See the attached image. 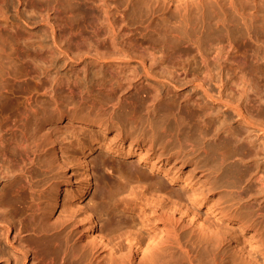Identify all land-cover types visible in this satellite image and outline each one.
I'll use <instances>...</instances> for the list:
<instances>
[{
	"label": "bare ground",
	"instance_id": "obj_1",
	"mask_svg": "<svg viewBox=\"0 0 264 264\" xmlns=\"http://www.w3.org/2000/svg\"><path fill=\"white\" fill-rule=\"evenodd\" d=\"M5 1L8 6L4 5ZM29 1L30 3L38 1L36 3L42 2L44 4V8L41 10L35 9L36 6L32 7L34 5L32 3L30 10V6L27 4L28 11L38 10L36 14L31 12L32 15H36L35 17H32L31 13L30 16L27 13L24 14L27 10L21 4L24 2L26 4L25 0H15L16 5L14 0H0V32H4L2 33L4 45L9 44L13 47L14 40L17 39L16 41H18L23 37V39H27V42L30 40L31 44H34L36 50L34 48L33 50L48 54L49 59L47 61H52L54 54V57L56 54L58 56L64 54L70 58L76 57L77 54L80 56L81 53L89 54L93 56V59H101L109 64L108 69H106L108 70L107 77L105 76L107 80L105 83H103L104 79L101 82L103 86L107 84L105 86L110 85L109 87L112 89V85L115 83V87L121 90L122 80L128 83L127 86L125 85L128 87L131 85L130 81L134 80V77H138L136 79H141L138 82L140 81L147 86V89L144 87L147 92L146 95L151 94L152 98L159 100L160 97L163 99L164 95L171 94L172 98L168 101L174 102L173 99L177 97L178 102L176 100L174 104L178 109L186 107L195 111L197 119L194 118L205 127H211V131L208 128L210 141L215 142L219 139L218 132L224 131L225 135L223 134L224 136L219 139L220 143L230 144L235 149H241L244 146L249 147L253 150L251 152L256 155V158L257 152L264 150V140H261L262 142L259 144L255 142L256 145L251 140L254 138L255 141V138L259 137L255 136L251 140L249 139V134L252 133L250 126L257 127L263 133L260 134L264 138V116L262 114L264 112V93L262 94L264 83L259 80L257 74L253 76L254 78H248L247 75L246 77L243 74L242 64H245L246 61L241 58L242 56H239L240 54L237 55L233 42V35L238 34L240 40L248 38L247 40L251 41L255 52L263 48L264 33L261 30H263L264 21L259 22L261 17H259V9L264 5V0H259L261 2L258 0ZM29 1L27 0V2ZM19 4L24 9V13L21 11L23 9H19ZM9 5L12 6L10 10ZM6 7H8V11L13 10V12L8 14ZM229 12L237 14V24H235L236 22L233 23L236 27L231 24L233 21L230 22V25L234 26L235 29L229 28L230 25L225 26L227 23L220 24V27V21H218L219 23L212 24L215 25L214 29L211 26L212 31L210 30V33L212 35L207 31L209 29L205 27L207 24L204 26V29H207V36L204 37L206 43L200 34L192 39V48L196 50L200 59L198 62L201 66L198 69L189 70L188 62V65L185 62L188 69L182 65L183 62L181 65H179V61L176 63L175 59V63L173 62L171 55L174 54L170 55L169 53L177 46L179 47L182 41L177 35L168 34L167 24H160V21L176 16L178 23L189 26L190 23L194 25L200 20L203 23L204 19L206 21V17L213 20V18L217 19L222 16L223 19L221 20H225ZM20 21L23 23L22 25L29 26L38 23L37 25L40 26V30L37 31L38 36L31 40L30 37H33V33L25 31L24 27H21ZM9 35L16 38L12 39L14 43L9 41ZM1 40L3 39L1 38ZM26 41H24L25 45ZM144 42L147 46H144ZM25 45H21V47ZM28 45L25 46L27 51L32 52L28 50ZM204 45L206 48L208 47V50H211L210 53L209 51L208 53L204 52L202 49ZM37 56L41 60L44 59L39 54ZM174 56L177 57V55ZM65 57L61 58L65 59ZM131 61H135L133 62L135 64L137 62L136 65L138 66L131 68ZM115 62L121 63L120 65L123 64V67ZM228 62L231 65H228ZM193 63L195 62L191 64ZM232 63H235V66ZM49 65L47 64V66ZM195 66L198 67L196 63ZM124 67L126 68L124 69ZM232 67H234L235 72L232 71ZM138 68L140 72L137 71ZM42 70L45 71V68ZM40 74L43 75L42 72ZM45 76L47 75L45 74ZM89 77H94V75L91 76L90 73ZM148 78L149 81L146 80ZM80 80L82 81V79ZM99 80L101 81V79ZM51 81L53 82V79ZM56 81H54L53 87L47 85L45 88L43 86L46 90V92L44 91L46 93L44 99L19 96L20 94H15L16 91H13V101H15L14 104L16 103L15 106L13 104L14 113H11L10 116L4 114V122L2 123L4 126L1 125L0 127V262L4 261V264H183L182 262L186 261L188 264H264V201H259V199L257 201L254 198L255 200H247V202L241 203L240 201L243 199L241 194L244 193V190L229 188V190L224 191L215 204H205L209 200L208 194L213 191L215 185L217 187L219 182L222 184L225 181L226 177H223L227 174H223L238 164L239 167H237L240 169V163L245 161L244 156L238 154L237 162L232 160L226 162L227 156L228 159L233 158L232 155V157L228 155L230 150L226 152L228 150L226 148L229 146H225L223 150L217 148L221 152L219 151V156L216 154L218 156L214 159L216 164H213V159L212 164L208 163L210 160L206 161L207 163H202L201 160L194 161L195 163L191 164L192 167L187 170L188 174L180 179L181 176L177 172L185 166L183 157H187V155L181 157L172 152L160 151L156 152V157H154L151 155L154 152L153 144L139 141L136 138H131L123 143L121 132L116 130L107 140V148L123 157L134 158L136 163L145 165L149 171L160 173L168 180L169 185L164 184L160 178L151 180L147 176L145 178L133 177L126 183L118 185L114 191V194H117L115 196L118 197L114 201L115 205L126 210L136 208L138 221L131 222L133 228L129 234L125 236L122 232L125 236L122 239L125 242L119 239L122 234L117 228V224L104 227V223H100L99 216L94 211L93 207L95 206H83L92 186L90 163L85 156H82L84 155L81 148L83 143L79 146L77 145L78 142L75 143L77 149L71 148L70 151L67 146H64L65 143L62 145L58 141L57 135L54 136L51 133L52 130L47 127L48 125L45 127L48 119H52L54 112L52 111L50 117L48 113L50 108L47 105H51V102H55L56 99L58 101V97H55V90L59 88L56 86L57 83L55 85ZM71 81L69 82L70 85L73 82ZM75 82L76 80H74V84ZM78 84V88H81L82 84L77 83L76 85ZM133 84L135 85V83ZM54 86L57 87L55 90ZM98 86L100 88L101 85ZM125 86L123 84L122 87L125 88ZM188 86L191 87L186 88L189 92L185 90V87ZM114 88L113 91L116 90ZM96 89L92 91L96 92ZM76 90L78 91V89ZM108 90L110 91V88ZM83 91L85 92V90ZM92 91L90 92L92 93ZM6 93H4V98L0 99V104L6 102ZM89 96H93V94ZM84 97L86 96L84 95ZM97 98L100 99L99 96ZM117 98L116 96L115 99ZM178 98L186 104L182 102L184 106L181 105ZM3 99L4 101H2ZM149 100L151 104L153 100ZM114 101H116L114 104L118 102L117 100ZM169 103L168 105H170ZM98 105L101 107L100 104ZM54 106L57 108V105ZM71 108L73 109V107ZM56 113L59 118L61 113ZM176 115H172V117ZM181 119L179 118L180 123L185 120V118ZM231 120L234 122V126H232ZM85 124H89V122ZM186 125L185 127L188 126ZM96 126L101 133L108 131L105 124L102 126L97 122ZM204 126L201 127L204 129ZM196 127L199 126L196 124ZM201 127L199 130L196 129L199 136L206 133H202ZM259 141L257 139V142ZM75 144L69 147H73ZM204 144L206 145V142ZM205 145L202 147H206ZM217 146L221 145L218 143ZM196 147L191 148L190 146L191 149ZM202 147L200 146V148ZM198 148L199 146L196 150ZM209 148L211 149V147ZM213 151L215 152V150ZM74 154L75 157H73ZM77 154L82 155L78 156ZM201 155L203 154L201 153ZM72 157L76 163L75 172L70 168L73 164ZM260 162L256 163L257 169L254 167L256 171L254 170L255 172L253 171L254 173L249 175L247 180L251 183L257 182L258 184L255 183L258 185L257 189L261 187L264 189V174L261 173V170L264 169V163L262 165ZM167 163L171 164L165 167L164 165ZM175 163L178 165L172 171L170 167L174 166ZM260 166L263 169L260 170ZM240 172L239 174H241ZM59 173L63 174V178L56 179L55 175ZM237 175L233 181H230V175L229 179L227 176L228 181L224 185L228 187H233L234 184L238 185ZM240 176L239 178H242ZM193 179L197 188L192 189L190 194L170 186L174 182H178L180 187L188 186ZM260 185L261 187H259ZM248 196L250 197V194ZM263 196L264 194L260 199L264 198ZM101 202H103L102 199ZM225 202L228 203L224 204ZM201 205H206V215H213L215 221L209 220L205 214L200 212L198 208ZM243 210L244 213H242ZM53 211L57 212V216L52 219ZM222 220L225 222V226L218 223ZM116 222L118 223V220ZM154 222L159 224L158 228L154 227ZM143 227H147L151 231L147 236L143 232ZM185 228H187V233L183 231Z\"/></svg>",
	"mask_w": 264,
	"mask_h": 264
},
{
	"label": "rangeland",
	"instance_id": "obj_2",
	"mask_svg": "<svg viewBox=\"0 0 264 264\" xmlns=\"http://www.w3.org/2000/svg\"><path fill=\"white\" fill-rule=\"evenodd\" d=\"M25 1H26V4L24 2L25 5L24 4H21V5H23V7H26V9H25V10H27L26 12L24 11V9L22 7H20V4L18 5V7H20L19 8L20 10L23 9L21 11L23 13L25 12L24 13L25 15L27 13V15L30 16L31 12L36 14L38 12V10H41L42 8H44V4L42 2H40V4L36 3L38 1H35L34 3L31 2L32 4H34V5H32L29 0H28L29 2H27V0H25ZM259 2H261V1H259ZM14 3H15V0H14ZM27 4L30 6L29 7L30 10H31V5H32V7L36 6L34 8L38 9V10L37 11L34 10L36 12H34L33 10L31 12H30V10L28 11L29 8H28ZM4 5L8 6L6 1H5ZM15 5H16V3H15ZM15 5H13V6L15 7ZM41 6H43V7H41ZM10 7H12V6L9 5V10L11 9ZM7 8L8 7H6V9ZM11 11L13 12V10H11ZM11 11H8V9H7L8 14H11L12 13ZM259 12H260L259 17L261 16L259 22L261 23V21H264V5L259 9ZM32 13H31V16L35 17L36 15H32ZM214 19L215 18H213V20ZM221 19H223L222 16H221V18L219 17V18L215 19L214 21L211 18L206 17V21L204 19L203 23L200 20V21H197L194 25H193V23H190V24H192L191 26H190V24H189V26L184 24L185 25L184 26L183 23H180V22L178 23V21H177L178 19L176 18V16L170 17L169 19H166L164 21L163 20L160 21V24H165V23L167 24V33L168 34H175L180 38L179 40L182 41L181 45H179V47L177 46L173 51H171L169 53L170 55L171 54L177 55V57H175L174 55H171L173 57V62L175 63V60H176V63L179 61V65H181L183 62L182 65L186 68H187V65L189 64L188 65L189 70L198 69L199 66H201V64H200V62H198L200 60L198 58L199 57L198 53L196 52V50H194V48H192L193 47L192 39H195L197 36H199L198 34H200V36H202V39L205 42L204 37L207 36L206 32L209 31V34L212 35V33H210V30L212 31V29H214L215 25H212V24H215V22L220 21V23L218 22L219 25L227 23L225 26H229L231 21H233V22H231L232 25L235 26V24H237V14L235 12H229L228 13L227 18L225 19V20H227V22H224L225 20H221ZM228 22H229V24H228ZM1 23L4 24V22H1ZM208 23H210V24H208ZM218 23H217V25H218ZM233 23H235V24H233ZM20 24H21V27H24L25 31H28V32L30 31L33 33V35H32L33 37H30L31 40L35 39L34 37L38 36L37 31L40 30V26L37 25L38 23L32 24L30 26L24 24L25 25L24 26V25H22L23 23L20 21ZM206 24H207V26H205ZM232 25H230L229 28L231 27V29H235L234 26L232 27ZM204 26L206 28H208L209 30L206 29L207 30L206 31L204 29L205 28ZM211 26H212V29H211ZM220 27H221V25H220ZM218 28H219V26H218ZM202 30H204V32H202ZM263 31H264V27H263V30H261V32L264 33ZM0 33L2 34L4 32L2 31ZM25 36H27V35H25ZM233 36H234L233 42L235 45V52H237V55L240 54L239 56L240 57L242 56L241 58L245 59V61H246L245 64H242L243 65V69H242L243 74L245 76L247 75L248 78H254L253 76H255L257 74L256 76L259 78V80L264 83V46L262 49L255 52V50H253L251 41L247 40L248 38L240 40L238 34L233 35ZM1 38L3 40H1ZM1 38H0V94L2 95V97L0 95V99L4 98L3 97L4 93L7 92L5 94V95H7V99H5L6 102L1 103V104L5 103L7 105L4 104L5 105L4 106V105L0 104V107H2V108H0V127H1V125L4 126V124H2L4 122V114H6L7 116H10L11 113L12 114L14 113L15 108L13 107V104L15 101H13L14 100L13 99L14 95H12L13 91H16L15 94H20L19 96H23V97L29 96L31 98L32 97L33 98L39 97L41 99L42 98L44 99V97H46L45 96L46 90H44V89L46 88L47 85H48V87L49 86L53 87L54 81H56V77H57V81L55 82V85L57 83L56 86H59V88L54 86V90L57 88V90H55V95H56L55 97L56 98L58 97V101L56 99L55 102H51L52 104L51 105L48 104L47 106H48V108H50V109H48L50 111V112H48L49 115L52 113V111H54L55 113L56 112L61 113V115L58 118V114L56 113V115H55V113L53 112L52 113L53 114L52 119L51 118L48 119V121H47L48 123L45 124V127L48 125L47 127H50V130H52L51 133L54 136L57 135L56 137H57L58 141L62 145H64V143H65L64 146H67L70 151H71V148L75 150V149H77L76 148L77 145L79 146L82 143L84 144V145L82 144L83 146L81 145V148L83 149L84 155H82V154H79V155L77 154V155L78 156H81V155L85 156V158L90 163L91 176H92V186L88 192L87 197L85 198V200L83 202V206L84 207L95 206V207H93L95 209L94 211L97 212L96 214L99 216L98 220L100 221V223H104L103 224L104 227H106V226L110 227V226H114L117 224L118 225L117 228L121 231V234L123 232L126 236L127 234H129V231H132L131 228H133V227L131 226L132 225L131 222L136 221V220L138 221L136 208H134L133 210H126V209H122L120 206L115 205L114 201L118 197H116L117 194L116 193L114 194V191L116 190L118 185H120L122 183H126L129 179H131L133 177L145 178L146 176H147V178H149L151 180H154L156 178H160L164 182V184L169 185L167 182L168 180L166 178H164L160 173H157L156 171H149L145 165L143 166V164L136 163L134 161V158L131 159L130 157H123L121 155L114 153L110 148L109 149L107 148V144H106V143H108L107 140H109V138L115 133L116 130H117V132H121L120 134L122 136L123 143H125L127 140H129L131 138H136L139 141H144L146 143L153 144V146H154L153 151L155 152V154L153 152L151 155L154 157H156V152H160V151H163L164 153L172 152L173 154L179 155L181 157H182V155L183 156L187 155V157L186 156L183 157V159H185V161H184L185 166L181 167L180 170L177 172V174H180V176H181L180 179H182L183 177L186 176V174H188L187 170H188V168L192 167L191 164L192 163L194 164L195 163L194 161L197 162L198 160H201L202 163L203 162L207 163L206 161L210 160L208 163L212 164V159H213V162H214L213 164H216L215 163L216 160L214 161L215 157L219 156L218 153H220L221 150H223V148L225 149V146H229V148L228 147L226 148V150L228 149L226 152H228L230 150L231 152L229 151L228 155L229 156L232 155L233 158H231L232 157L231 156V157H229L231 159H228V156H227L226 162H229V160L230 161L232 160L233 162H237L236 160L239 156H242V157L244 156L243 159L245 158L244 159L245 161H244V163H240V169L238 168L239 167V164H238V165H235L234 167L230 168V170L228 169L229 172L227 170H225V171H227L226 173L224 172L225 174H223V175L227 174L226 176L223 177V178L226 177V179H224L225 181L222 184H219L220 183L219 182L218 183L219 185L217 184V187L215 185L213 191L210 194H208L209 200L205 204L206 205L207 204H213V203L215 204L218 201V198L223 195L224 191L229 190V188H231L232 190L233 189L234 190H242V189L244 190V193L241 194V196L243 198L240 201L241 203L242 202L245 203V202H247V200L252 201V199H254V198L257 199V201H258V199H259V201L260 200L262 202L264 201V198L260 199L262 197V195L264 194V189L261 187V185L259 186L261 188L257 189V187H258V185H256V184H258L257 182H255L256 183L255 184V183H251V181L247 180L256 171L257 168L255 167V165H257L256 164L257 162L259 163L261 161L260 163H262V165H263V163H264V150L260 151L261 153L258 151L257 154L259 156L257 155V158H256V155H254L251 152L253 150H251V148H249V147L244 146L243 147L244 149L241 148L243 150H241L240 148H236L238 150L237 151L235 148H233V146L231 147L230 144L228 145L227 143H225V144L220 143L219 139L221 138V136L225 135L224 131L218 132L219 139H217L215 142L210 141L209 140L210 137H209L208 133L211 131V127L206 126L207 129L208 128L210 129V131H209V129L207 130L206 127L202 123L200 124L199 123L200 121L198 122V120H196L197 117H195L196 116L195 111H193L190 108H186V107H182V109L179 108V109H181L179 111L177 106L174 104V102L177 100V97H175L176 99H173V101L175 100L174 102H170L171 100L168 101V99L172 98L171 94H166V95H164L163 99H162V97H160L159 100H158V98L157 99L152 98L153 96L151 97V94H148L149 96L146 95L147 92H146L145 88L147 89V86L143 85L144 83H141L140 81L138 82V80H141V79H136L138 77H136V78L134 77L133 78L134 80L130 81L131 87L130 86L126 87L128 85V83H126V81L122 80L121 82L124 84V86L125 85L126 86L124 88V87H122L123 84H121L122 85L121 90L119 88L120 91L115 87V85H114L115 83L113 84L114 86L112 85V87L113 88L115 87L116 90L113 91V88L111 89V87H109L110 85L106 87L105 85H107V84H104V86L106 87L104 89L103 83H105L107 80L106 77H107L108 70H106V69H108L109 64L107 62L101 60V59L95 60L92 58L93 56H91L89 54H82L81 53L79 56V54L76 53L77 56L73 54V56H76V57H71L74 59H71L69 56H66L64 54H63V56H62V54H59V56H58V54H56V57H54L55 56V54H54L53 58H55V59L53 60V58L50 57V58H52V61L51 60L47 61V59H49L48 54L39 53V51L36 52L35 51L36 49L33 46L34 44H31L32 42L30 40H29V42H27L26 41L27 39H25V38L23 39V37H21L20 39H18V41H16L17 39L14 38V36L9 35L8 36L9 41L11 43H14V41H15L14 44H17L15 46L13 44V47H11L9 44H7V46H6V44L4 45V35L3 34L1 35ZM260 38H263V37L260 36ZM10 39L11 40L16 39V40L11 41ZM21 39H22V41H21ZM24 41H26V45H25ZM142 44H143V42H142ZM144 44H145L144 46H147V44L145 42H144ZM21 45H25V46L28 45L29 46L28 50H30L32 52L27 51V47H25V46L21 47ZM19 46H20L22 51L24 50L27 52H24V51H23V53H22V51L20 52ZM30 47H32V48H30ZM17 48L19 49V51ZM33 48L35 50H33ZM207 48H206V45L202 46V49L204 50V52L208 53V51H209V53H210L211 50H208ZM37 53L39 54V56H42L44 59L42 58L43 60H41L40 57H39L40 58L39 59L37 56L38 55ZM43 55H45V56H43ZM60 56L63 58L66 56L67 59H66V57H65V59H63ZM68 58H70V59H68ZM178 59H180V60H178ZM181 60H183V61H181ZM133 62H135V61L130 62V67L131 68L133 66L137 67L138 66V65H136L137 62H136V64ZM185 62H186V64L188 62V64L186 65ZM190 62L191 63L195 62L198 67L195 66V63L191 64ZM209 62L211 63V61H209ZM49 63H51V65H49ZM115 63L119 64L118 62H115ZM47 64L50 67L47 66ZM120 64H119V66L123 67V64L122 65H120ZM229 64L231 65L230 62H228V65ZM232 65L235 66V63H232ZM44 68H45V71L42 70ZM46 68H49V69L47 70ZM125 68L126 67H124V69ZM232 68H233L232 71L235 72L234 67H232ZM152 69L155 70L156 68H152ZM139 70L140 69L138 68L137 71H139ZM154 70H152V71L155 72ZM252 71H254V72H252ZM41 72L43 75L40 74ZM46 72H48V73H46ZM248 72H250L251 74ZM90 73H91V76L94 75V77L90 78L89 77ZM92 73H93V75H92ZM45 74L47 76L44 77ZM249 76H251V77H249ZM73 78H74V80H76L75 84H74ZM79 78L82 79V81L84 80L83 82H85V83H83ZM97 78H98V80L101 79V81L100 80L98 81ZM52 79H53V82L51 81ZM103 79H104V81H103ZM70 80L73 81V82L71 81L72 85H70L71 83L69 84ZM146 80L149 81V78ZM93 81H95V82H93ZM102 81H103V83H101ZM86 82H87V84H86ZM88 82H91V83H88ZM132 82L135 83V85ZM43 83H44V85H43ZM77 83H80V85L82 84L80 86L81 88H78L79 84L76 85ZM136 83H138V84H136ZM4 84H5V87H4ZM68 84L70 87L68 86ZM96 84L101 85L100 88H102V89L98 88L99 86ZM73 85L75 88L73 87ZM132 85L136 86V87H133ZM141 86H143V87H141ZM108 87L110 88V91L108 90L109 89ZM60 88H61V90H59ZM136 88H138V91H136ZM186 88H191V87L190 86L185 87V90L187 91ZM76 89H78V91ZM79 89H80V91H79ZM86 89H88V90H86ZM89 89H90V91L96 89V92L92 91V93H91L89 91ZM67 90H70L71 92L67 91ZM83 90H85V92ZM101 90L105 91L106 93L103 91L101 93ZM183 90H184V88H183ZM58 91H60V92H58ZM108 91H109V93H108ZM111 91H112V93H111ZM69 92L71 93V95ZM78 92H80V93H78ZM94 92L96 93L95 95H94ZM187 92H189V91H187ZM40 93H42V94H40ZM263 93H264V89L262 91V94ZM88 94L89 95L93 94V96H89ZM101 94H102V97L100 98ZM110 94H112V95H110ZM84 95L86 97H84ZM113 95H114V97H112ZM169 95H171V96H169ZM98 96L100 99L97 98ZM116 96L118 97L117 99H115ZM263 96H264V94H263ZM23 97H21V98H23ZM90 97H92V98H90ZM148 97H151L149 99L153 100V102L151 101V104H150V100L148 99ZM87 98H88V100H87ZM95 98H96V100H95ZM21 100H23V99H21ZM114 100H117L118 102L114 104V102H116ZM2 101H4V99ZM7 101H8V103H7ZM179 101L181 102L180 104L183 106H184V104H186L181 99H179ZM0 102H1V100H0ZM11 102H12V104H11ZM119 102H120V104H118ZM167 102L168 103L170 102L169 103L170 105H168ZM176 102H178V100ZM53 103H54V105H57V108L59 109L60 112L57 111L58 109L53 105ZM98 104H100L101 107H99ZM15 105H16V103L14 104V106ZM71 107H73V109ZM174 107L177 109H175ZM54 108H55V110H54ZM169 108H171V109H169ZM185 108H186V111H185ZM187 109H188V111L190 110L191 112L190 111L188 112ZM171 110L174 112L172 113ZM153 111H155V112H153ZM178 112H179V114H178ZM174 113L177 114L178 116L176 115V116L172 117V115H175ZM213 114H214V111H213ZM262 114L264 116V112H262ZM90 115H92V116H90ZM168 115H170V116H168ZM50 117H51V115H50ZM92 117L94 118V120ZM179 118L180 119L182 118L181 120H183L185 118L186 122H188L187 123L188 126L186 125L185 120L181 121V123H180ZM195 120L197 123L195 122ZM216 120H218V119L216 118ZM232 120H231V124H232V126H234L235 124H233L234 122ZM88 122L90 125L85 124ZM97 122H99L102 126L105 124L108 127V131H106L104 133L99 132L100 129L96 126ZM175 122L178 124H176ZM195 123L199 127L204 126V129H203V127H201L202 133L206 132L203 134L204 138H202L203 135H200V136L198 135L199 132H197V131L200 128L196 127ZM183 124H184V126H183ZM185 125L187 127H185ZM182 126H183V128H182ZM249 128L250 129L252 128V130H251L252 133L249 134L250 140L255 136L259 137V138H255V141L253 140L254 138L251 140L254 142V143L252 142L253 144H256V143L259 144L260 142H262L261 140H264V138H262L263 133L260 130H258L257 127H255V126L251 127L250 126ZM196 129H198V130H196ZM255 129H256V131H255ZM194 131L197 133H195ZM260 133H262V134H260ZM195 134H197V135H195ZM188 135H189V137H188ZM74 136L78 139H76ZM197 137H198V139H197ZM190 139H192L191 142H190ZM200 139H201V141H200ZM257 139H258V141L260 139V141L257 142ZM187 140H188V142H186ZM192 141H194L197 144H195ZM208 141H210V142H208ZM77 142L79 144L76 145L75 143H77ZM204 142H206V145L204 144ZM190 143H192V144L189 145ZM201 143H203V144L201 145ZM209 143L210 144L212 143V144L210 145ZM218 143L221 146H217ZM72 144H75L76 146L73 145V147H69V146H72ZM204 145L206 147H202ZM212 145H214V146H212ZM190 146H191V148L199 146V148L197 150H196L197 147L191 149ZM200 146L203 149L205 148L206 150H203L202 148H200ZM209 147H211V149ZM219 147H221V148H219ZM217 148L221 149V150H218ZM212 149L215 150V152ZM248 149H250V150H248ZM207 150L208 151L210 150V151L208 152ZM212 151H213V153H212ZM241 151H244V152H241ZM193 152H196V153H193ZM201 153L203 155H201ZM204 153L206 156L204 155ZM240 153H241V155H240ZM245 153L247 154V156H245L246 155ZM75 154L73 155V157H75ZM238 154H239V156H238ZM248 154L253 155V156H249ZM207 155H210V156H207ZM211 155H213V156H211ZM73 157H72L73 162L71 161L73 164L70 168H71V170H73L75 172L76 171V165H75L76 163H75V159ZM205 158H206V160H205ZM252 158H254V159H252ZM257 159H258V161H257ZM170 164L171 163H167L164 166L168 167ZM177 165H178V163H175L174 166L170 167L172 169V171L175 170V167ZM128 166L130 169L128 168ZM251 166H252V168H250ZM261 166H260V170L264 168L263 166H262L263 168H261ZM231 169H232V171H231ZM250 169H251V171H250ZM233 170H234V172H233ZM235 170H237V171H235ZM239 172L241 174H239ZM229 173H231L232 175ZM235 173H237L239 175H237ZM261 173L264 174V169L261 170ZM233 174H235V175H233ZM229 175L232 178V180L230 178V181H233L234 180L233 178H235L237 175L236 180L238 179V183H237L238 185L234 184L235 186H233V187H231V186L228 187L227 185H224L228 181V179L230 177ZM62 176H63V174H61V173L55 175L56 179L63 178ZM227 176H228V179H227ZM239 176L242 178H239ZM222 181H223V179H222ZM252 182H254V181H252ZM252 184L253 185L255 184V185L253 186ZM170 186L173 189H177V190L179 189L180 191H182L186 194L187 193L190 194L194 189L197 188V184L195 183L194 179L191 181V183L188 186L180 187L178 182H174L173 184H170ZM244 188H246V189H244ZM251 188H252V190H251ZM262 189H263V191H262ZM260 191H262V193H260ZM247 192L248 193L251 192L252 195H251V193H249L250 194V197H249L248 196L249 194ZM104 194H105V196L103 197ZM108 194H110V195H108ZM101 197H103V198H101ZM100 198L102 199L103 202H101ZM223 199H225V198H223ZM227 203L228 202H225L224 204H227ZM206 205H201L198 208L203 215L204 214L206 215V213H205ZM98 210L101 212L99 213ZM244 212L245 211L243 210L242 213H244ZM56 216H57V212L53 211V213L51 214L52 219H53V217L55 218ZM206 216L208 217L209 220L215 221L214 220L215 217H213V215L207 214ZM116 220H118V223L116 222ZM218 223H220L222 226L224 224V226H225V222L223 220H222V222H218ZM157 226H159V224L157 222H154V227H157ZM142 229H143V232L145 233L146 236L151 232L147 227H143ZM186 229L187 228H185L183 231H185L187 233ZM124 234H122L123 236L121 235V238L119 237L120 240L122 239V237L124 239V237H125ZM123 239L121 241L125 242ZM182 263L188 264V263H186V261L182 262ZM0 264H4V261L0 262Z\"/></svg>",
	"mask_w": 264,
	"mask_h": 264
}]
</instances>
